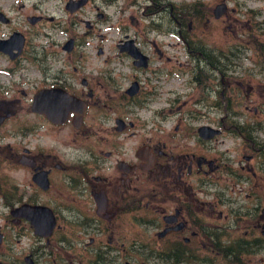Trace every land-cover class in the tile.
<instances>
[{
	"label": "flooded vegetation",
	"instance_id": "flooded-vegetation-1",
	"mask_svg": "<svg viewBox=\"0 0 264 264\" xmlns=\"http://www.w3.org/2000/svg\"><path fill=\"white\" fill-rule=\"evenodd\" d=\"M79 1L83 4L76 10L67 9ZM40 2L34 4L38 13L29 15L14 11L24 5L0 0V204L7 211L0 226V262L264 264V206L252 212L235 209L226 190L211 181L219 168L231 170L215 155L213 142L222 130L258 155L264 143L243 134L240 123L227 128L224 119L215 127L220 134L210 139H203L198 127L214 126L200 124L194 133L172 140L146 131L139 143L138 108L162 109L168 101L162 67L154 66L152 55L125 31L114 54L101 47L87 53L84 35L55 41L41 27L56 25V17L44 15ZM89 2L66 0L64 9L76 14ZM148 2V15L167 10L175 24L194 62L193 81L201 85L203 72L212 90V80L220 75V101L216 97L212 105L230 109L229 66L222 63L218 71V61L225 58L230 64L232 59L183 33L190 23L181 5ZM83 22L92 27L89 20ZM149 29L167 31L152 24ZM41 33L49 36L43 42ZM131 46L140 54L130 53ZM139 174L150 182L143 196ZM22 205L48 207L54 218L51 231L48 222L35 226L25 214L13 213ZM249 217L253 222L247 226ZM10 230L16 244L26 230L32 232L31 241L15 254L10 253L15 245Z\"/></svg>",
	"mask_w": 264,
	"mask_h": 264
},
{
	"label": "rangeland",
	"instance_id": "rangeland-1",
	"mask_svg": "<svg viewBox=\"0 0 264 264\" xmlns=\"http://www.w3.org/2000/svg\"><path fill=\"white\" fill-rule=\"evenodd\" d=\"M39 1L6 0L5 5H24L25 8L14 11L30 15L38 13L34 4ZM64 1L41 0L40 10L45 11L43 14L56 17V25L48 22V27H41L43 33H50L55 41L84 35L90 44L87 53L95 54L101 47L104 53L114 54L116 40L124 31L129 32L152 55L154 66L162 67L161 76L165 81L162 88L167 91L163 96L168 101H165L162 109H157V106L138 108L139 143L146 131L147 134H157L161 138L163 135L172 140L177 134L194 133L195 127L200 124L219 127L221 119L225 120L227 128L231 123L252 128V136L264 143V0H164L182 8L199 1L205 4L201 14L185 15V23H190V29L182 31L186 32L187 37L201 39L205 49L232 59L233 63L230 64L225 58L220 59L229 66L225 78L230 82L227 93L231 99L230 109L212 105L222 89L220 75L212 80V90L206 87L209 79L201 85L193 81L190 71L194 62L187 56L185 45L177 35L167 10L150 16L145 8L148 0H90L79 13L70 14L64 9ZM219 3H225L227 10L215 18L212 11ZM4 9L10 15H16ZM86 19L92 24L90 29L84 25L83 20ZM151 24L167 31L149 29ZM47 37L41 33L42 42ZM160 54L162 57L159 58ZM29 120L30 116L26 115L25 121ZM240 140L228 129L222 130L214 140L213 143L217 145L215 155L222 159L221 165L228 164L231 170L219 168L211 176V181L217 188L226 190L235 209L239 207L247 211L250 208L252 212L254 206H264V157L260 158L256 150L246 147ZM213 154L207 153L208 156ZM249 155L253 157L247 161L246 156ZM149 186L150 182L139 174V195H145ZM5 213L6 208L0 204V226L3 227ZM249 218L247 224L243 222L247 226L253 222ZM26 231L27 234L21 236L20 244L15 243L16 235L8 231L10 240L15 244L11 245V254L31 241L32 232ZM156 261L161 263V260Z\"/></svg>",
	"mask_w": 264,
	"mask_h": 264
},
{
	"label": "water",
	"instance_id": "water-1",
	"mask_svg": "<svg viewBox=\"0 0 264 264\" xmlns=\"http://www.w3.org/2000/svg\"><path fill=\"white\" fill-rule=\"evenodd\" d=\"M79 2L74 7H70V4H68L67 9L71 12L76 10L83 4V1L80 3ZM226 10L227 5L225 3H219L214 7L213 15L215 18H219L223 13H225ZM129 52L132 54H140V52L135 46H131ZM220 132V129L209 125H201L198 127V133L203 139H210L213 136L220 134ZM13 213L25 214L27 218L31 219L32 223L35 224V226L37 224H43L45 222H48L46 226L48 227L49 231H51L54 223L53 213L48 207L22 205L20 207H17ZM0 264L2 263L0 262Z\"/></svg>",
	"mask_w": 264,
	"mask_h": 264
},
{
	"label": "trees",
	"instance_id": "trees-1",
	"mask_svg": "<svg viewBox=\"0 0 264 264\" xmlns=\"http://www.w3.org/2000/svg\"><path fill=\"white\" fill-rule=\"evenodd\" d=\"M182 9V8H181ZM183 9H184V12H185V15H192L193 13L194 14H201L203 11H204V9H202V7H201V5L198 3V2H196V3H193V4H190V5H185V6H183ZM261 47V46H260ZM260 49V51H261V48H259ZM261 53V52H260ZM221 66L223 67V65H222V62L221 61H218V71H221L223 68H221ZM202 82H204V80H205V74L202 72ZM220 96V95H219ZM218 96V97H219ZM218 101H220V99L218 98ZM251 131H252V128H250V127H243V129H242V133L243 134H247L248 135V137L249 138H252V133H251ZM254 136V135H253ZM250 142H251V140H250ZM260 153V152H259ZM261 155H259V156H262V157H264V153H260Z\"/></svg>",
	"mask_w": 264,
	"mask_h": 264
}]
</instances>
